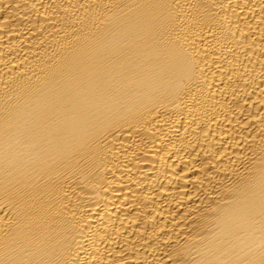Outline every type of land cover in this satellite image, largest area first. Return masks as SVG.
I'll use <instances>...</instances> for the list:
<instances>
[{
  "label": "bare ground",
  "instance_id": "6f19581e",
  "mask_svg": "<svg viewBox=\"0 0 264 264\" xmlns=\"http://www.w3.org/2000/svg\"><path fill=\"white\" fill-rule=\"evenodd\" d=\"M0 264H264V0H0Z\"/></svg>",
  "mask_w": 264,
  "mask_h": 264
}]
</instances>
